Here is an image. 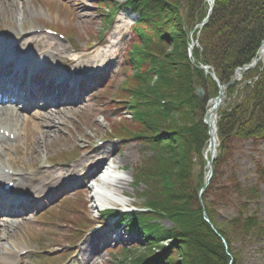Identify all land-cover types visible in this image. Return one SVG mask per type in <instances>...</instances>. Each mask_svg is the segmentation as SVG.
<instances>
[{"label":"rangeland","instance_id":"rangeland-1","mask_svg":"<svg viewBox=\"0 0 264 264\" xmlns=\"http://www.w3.org/2000/svg\"><path fill=\"white\" fill-rule=\"evenodd\" d=\"M15 2L12 7L8 4V0H0V32L17 33V43L24 39V49H22L24 53L38 56L50 52V55L64 65L56 66L55 59L48 63L60 67L71 76H80V78L83 76L84 86L80 91L82 97L75 99L72 95L70 103L57 106L60 108L57 114L60 116L59 123L50 127L51 132L47 136L46 143H40L37 157L29 158L21 140H17L19 147L16 150L13 147L14 143L12 146L9 143L10 149L6 158L10 156L12 161L14 159V164L18 166L17 171L21 172L23 164L32 169V173L37 169L54 172L66 167L63 175L66 174V177L68 175V178L71 175V180L62 190L54 191L53 186L58 175L61 174L46 172L43 181L49 195L41 194L36 197L35 206L28 212L31 213L29 215L32 217V222L19 224L18 229H15L16 238L2 241V245L11 243L17 251L26 249L27 246V249H30L29 254L31 252L42 254L40 251L36 252L40 243H44L47 247L53 245L44 253L47 256L57 255L50 261L53 264H121L123 256L120 255V247L130 250L126 253L129 256L133 254L135 247H139V251L143 249L145 237L141 236L142 232L141 234L136 232L137 226H134V229L124 225L119 226L122 219L118 215V209H123L119 202L106 204L117 211L108 218L109 221L114 218L111 223L119 233L117 240L108 239L111 235L109 229L113 227L110 224L100 228L92 237L91 234L87 236L84 233L90 225L104 222V216L99 210L101 207H95L98 202L91 196L90 190L91 184H95L96 180L100 179L97 177L98 174L108 173L111 170L115 177L125 178L122 186L124 194L117 191V195L127 207L129 205L141 207L142 202L138 193L142 192V188L147 187L143 182L133 181L132 168L141 163L143 157L148 156L150 151L143 148L138 138L131 137L138 126L132 121L133 118H130V110L125 103L129 95L126 88L132 84L130 81L132 64L126 62L124 57L127 56L126 52L133 43V32L130 27L135 23L133 16L125 12L126 8L122 5V0H114L116 4L121 5L117 7L115 13L112 11L114 3L111 0H16ZM21 16L22 19H19ZM42 27H54L66 34L67 31H71L73 36L69 40H62L56 35L45 34L41 30ZM67 28L69 29L66 30ZM196 33L198 34L199 31L197 30ZM188 34L187 55L193 61L189 56V47L193 50V47L199 44L197 36L193 38L191 33ZM263 44L264 39L261 40L258 49ZM169 51L170 47L167 49V52ZM263 58L264 48L262 54L258 56L256 53L249 64L253 62L252 67H255L257 63H262ZM247 65L235 67L227 83H231L230 81L235 78L241 86L240 74L247 70L244 71ZM208 66L207 63L198 65L199 68ZM209 71L211 72V69ZM204 73L208 74L206 71ZM252 77L257 78L255 74ZM156 78L157 76L154 75L152 80ZM211 79L213 80L212 77ZM252 80H246V83ZM228 87L224 89L225 98L219 108H228L224 112H229L233 101H237L235 90L231 92V97L227 95ZM221 89L222 84H216L217 92ZM217 92L212 97L204 98L203 111L196 116L205 125L206 137L204 142L202 141V147L195 150L191 156L194 164L191 163L190 170L183 169L188 173L184 179L195 186L198 194L209 185L211 179H208V164L212 162L213 166L218 155L217 151L212 158H208L205 153L210 131L205 115ZM30 111L33 112V109ZM228 116L230 118L231 115ZM218 119L219 113L215 122L217 128ZM87 137L93 138L94 142L84 148L87 145ZM229 140L231 141L226 146L228 152L219 153L218 159L221 163L216 171L217 179L211 186L207 198L208 201L213 198V210L217 222L225 221L241 212L256 217L257 227L250 228L248 233L243 232L242 236H238L233 241L232 246L237 259L233 260L229 257L226 261L229 262L222 264H232V261H236L237 264H264V178L261 173L264 169V140L234 138ZM102 144L109 146L111 156L108 159L105 158L103 151L98 150ZM170 145L169 151L172 152L164 153L161 158L170 166H178L181 151L174 149L177 147L176 144L172 145L170 142ZM220 146L219 143L218 147ZM67 154L76 156L73 160L64 161L68 164L64 166L65 164H61L62 161L58 157ZM30 160L36 164L32 165V168L27 166ZM258 167L262 170L259 171ZM91 169L96 175L87 177L86 173ZM212 171L214 172V168ZM115 177L105 188L114 187L112 184L115 183ZM254 190L255 192H252ZM49 206L51 207L48 208ZM19 217L15 219L18 220ZM146 219L145 222L149 224L159 221L158 218L151 216ZM83 221L88 223L85 229L74 231V224ZM162 224L171 226L165 220ZM248 235L251 237L243 240L242 237ZM105 237H107L106 241L108 240L106 244L103 242Z\"/></svg>","mask_w":264,"mask_h":264},{"label":"trees","instance_id":"trees-1","mask_svg":"<svg viewBox=\"0 0 264 264\" xmlns=\"http://www.w3.org/2000/svg\"><path fill=\"white\" fill-rule=\"evenodd\" d=\"M111 2L113 10L121 7ZM122 5L139 14L131 26L132 46L124 57L133 70L132 84L126 89L132 121L138 129L131 135L150 154L134 169L135 179L147 186L141 196L149 211L137 218L146 243L129 256L126 253L130 250L123 249L121 264H222L229 257L235 260L233 241L257 227V218L238 212L217 222L213 198L208 201L207 197L217 179L219 153L228 152L229 139L264 140V58L243 72L241 86L234 82L227 89L230 97L235 90L237 101H233L229 112H224L226 107L218 111L221 146L201 201L195 186L184 179L188 175L184 170H190L191 156L206 137L205 125L196 116L203 111L204 98L217 92L215 81L198 65L207 63L221 82H227L235 67L248 64L264 39V0H215L206 24L198 34L196 30L191 34L193 38L197 36L199 44L193 47V61L187 55L188 33L206 15L204 0H122ZM154 75L157 78L153 81ZM195 86L204 89L203 97H197ZM170 142L181 151L179 168L161 158L172 152ZM261 173L264 178V169ZM148 216L167 219L172 227L144 223ZM166 239L172 242L169 247L161 244Z\"/></svg>","mask_w":264,"mask_h":264},{"label":"bare ground","instance_id":"bare-ground-1","mask_svg":"<svg viewBox=\"0 0 264 264\" xmlns=\"http://www.w3.org/2000/svg\"><path fill=\"white\" fill-rule=\"evenodd\" d=\"M7 1V0H6ZM12 7L16 3V0H8ZM23 11V10H21ZM10 15V13L8 14ZM22 19V16L19 18ZM17 33H2L0 35V95L3 101L8 102L12 100L18 99L23 100L26 103L31 102L35 99H40L44 101L39 102L37 105L38 111H36L33 115L32 112L30 114H23L20 112L19 109H15L12 105L5 106L0 103V189L2 188L3 191L6 192L0 194V254H7L11 255L10 244L1 245L2 241H6L7 239L16 238V231L18 229V225H24L26 221L32 222V217L30 215H24L27 206H32V199H36V196L39 194L49 195L47 191V187L44 184L43 176L46 175L48 172L49 174H56L59 172L60 174H64L66 172V167L59 168L52 171L46 170H39L32 173V169L30 172L26 170L25 164L22 165L21 172L17 171V167L11 160L10 156L6 158L9 151L10 145L15 148L19 147V143L17 140L22 141V145L29 155V158L32 156L37 157V151L40 146V143H46L47 136L51 132V126L59 123V118L57 114L60 112V108L56 107L59 106L60 103H57L55 98L53 99H46L45 96L37 94L36 97H32V89L26 88L21 91L15 85V81L18 80L20 77L22 80H25L24 83L27 87H37V82H39L38 78L32 73V69L34 73H39L43 77V82L46 83L43 85L44 88L50 89L52 87L51 83H53L54 78L56 77L60 83L65 82L66 79L69 80L65 82L66 84L69 81H75L79 79V77H73L69 73L62 74L61 71L56 67L57 72H53L48 70L47 68L54 67L50 65L48 62H52L54 59L55 65L61 66L60 62L56 60V57L50 55L49 53L41 54V55H34L32 53H27L25 57H18L16 61L14 58L19 56L16 54L18 51H22L24 49V39L22 42L16 43ZM264 45L259 49L258 56L262 54ZM20 53V52H18ZM15 56V57H14ZM57 61V62H56ZM58 69V70H57ZM68 76V77H67ZM42 84V79H40V85ZM54 84V83H53ZM55 85V84H54ZM59 92V95H62L64 92H76L78 88L76 84L73 86L65 85L62 90H56ZM80 94L75 97L79 98ZM221 98V96H220ZM68 100V99H65ZM215 101V100H214ZM214 101L210 102V108L208 109V125L210 128L209 131V140L206 148V155L207 157L214 156L215 148H216V114L212 111V106ZM53 105V106H52ZM25 107H31L32 105ZM59 108V109H58ZM25 110V109H24ZM46 128V129H43ZM5 132L8 133V136H5ZM87 145L90 146L93 144V138H86ZM15 141V142H14ZM98 150L103 151L105 154V158L108 159L111 155V151L109 150V146L106 144H102L98 147ZM33 152V153H32ZM32 153V154H31ZM31 156V157H30ZM6 158V159H5ZM29 166H35L36 164L29 161ZM11 170V171H10ZM14 172V173H13ZM96 175L95 172L90 173L89 175ZM100 179L96 180V183L90 186V190L92 193V197L95 198L98 205L95 207L107 208L109 207V202H119L121 206H127L125 202L118 198L117 191L121 194H124L123 189V181L125 180L124 177L113 175V172L110 170L108 173L104 172L101 175L98 174ZM115 177V183L113 188H105L112 179ZM13 181L12 189H6L5 184ZM99 181V182H98ZM22 189V190H20ZM24 212V213H20ZM18 215H22L19 217ZM24 215V216H23ZM19 217L18 220L15 218ZM11 229V230H9ZM15 231V232H14ZM93 234L90 236L92 237ZM27 248V246H26Z\"/></svg>","mask_w":264,"mask_h":264},{"label":"water","instance_id":"water-1","mask_svg":"<svg viewBox=\"0 0 264 264\" xmlns=\"http://www.w3.org/2000/svg\"><path fill=\"white\" fill-rule=\"evenodd\" d=\"M212 1H213V0H212ZM196 91H197V94H198L199 96L203 94V91H202V89H200V88H197ZM219 99H220V93H219V96H218V102H217V104H216V107H217L218 104H219ZM216 107L213 108V111H215ZM206 118H207V117H206ZM210 163H211V162H210Z\"/></svg>","mask_w":264,"mask_h":264}]
</instances>
